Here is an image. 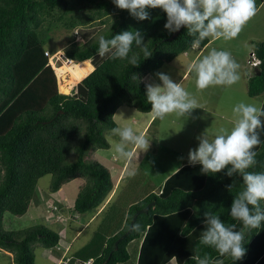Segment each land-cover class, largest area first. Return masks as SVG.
<instances>
[{
    "label": "trees",
    "instance_id": "trees-1",
    "mask_svg": "<svg viewBox=\"0 0 264 264\" xmlns=\"http://www.w3.org/2000/svg\"><path fill=\"white\" fill-rule=\"evenodd\" d=\"M86 9L92 15L80 21L75 12ZM148 12V19L138 20L113 0H0V249L13 253L15 264H35L33 246L57 248L60 235L43 225L4 232V215L24 216L39 180L47 175L53 177V193L78 177L86 179L73 211L84 215L98 209L114 184L108 168L88 159L89 151L111 148L105 131L117 127L114 117L121 107L151 113L144 79L193 49L195 37L186 27L172 40L176 32L164 28L166 12L161 8H149ZM68 15L75 17L66 21ZM111 15H115L113 21L103 20ZM47 18V31L54 27V21L65 20L68 29L77 28L85 20L102 19V26L110 23L102 32L79 29L81 40L66 50L67 58L78 63L90 60L95 67L72 95L58 92L56 73L46 56L48 37L42 28ZM124 31H140L152 55L145 59L141 48L133 43L129 58L138 55V66L109 55L94 61L100 37L111 39ZM209 43L208 37L199 48ZM254 54L261 64L258 73L247 80L251 98L264 96V42L255 44ZM261 120L264 122V117ZM257 132L261 140L254 149L257 164L247 171L259 173L264 172V128ZM201 169L200 164L184 165L165 181L160 193L131 206L124 229L110 237L97 233L90 245L78 252L81 262L93 259V264H126L131 259L129 245L143 239L138 264H167L174 258L178 264H196L191 257L205 254L224 260V264H264V221L258 228L245 231L246 253L240 260L221 257L214 248L200 243L207 211L219 215L227 225L235 224L237 230L243 228L230 213L235 196L245 187L242 176H228L227 168L215 174ZM151 202L155 206L139 215L132 233L111 254L136 211ZM260 203L264 208V201Z\"/></svg>",
    "mask_w": 264,
    "mask_h": 264
},
{
    "label": "rangeland",
    "instance_id": "rangeland-1",
    "mask_svg": "<svg viewBox=\"0 0 264 264\" xmlns=\"http://www.w3.org/2000/svg\"><path fill=\"white\" fill-rule=\"evenodd\" d=\"M258 9L256 15L252 17L242 28L240 33L232 39L218 38L215 40L209 37L211 42L204 48L191 49L185 54H189V58L182 55L172 63L165 65L159 71L147 76L153 78H145L146 84L153 83L154 78L159 83L160 80L157 73L168 75L174 82L181 81L182 86L194 94L202 108L194 109L189 117H177L175 114L166 116L163 120L157 119L151 122L149 127L145 129L143 122L150 119L148 113H141L136 109L129 107H121L115 114L117 126H131L137 132H143L149 139L150 146L146 152L135 149L129 145V148L135 152L134 159L131 162H126L115 156L112 151V143L118 141L119 137L114 136L112 131H105L107 141L111 148L108 150L91 149L88 159L98 161L109 169L116 194L114 197L109 196L103 204L96 210L88 212L84 215H78L73 211L75 203L71 188L64 190L68 197L67 200L62 197L63 190L59 194H53L50 187L53 177L47 175L41 178L38 182L36 193L33 199V207L30 206L29 211L23 217L13 216L6 213L3 217L4 232H21L28 230L37 225H43L48 229L58 233L62 237L65 232L70 239L74 238L73 246L70 250L69 257L74 253L81 251L87 245H90L93 237L99 231V225L104 221V229L118 225V220L121 216H128L129 205H134L152 193H160L165 181L171 177L176 171L189 163L190 150L196 149L199 146L198 136L202 135L206 130L210 136L220 128L231 130L234 123L233 107L240 102L255 104L258 107L261 105L262 97L251 98L248 96L249 76H254L258 73V69L253 65L248 64L251 60L250 55L254 52L255 44L264 42V4L259 5L260 0H255ZM92 15L91 10L76 11L75 16H80L84 20L86 15ZM57 14L56 16H58ZM68 15L65 20L75 17ZM115 15L106 16L103 20H114ZM53 19V18H52ZM64 20V21H65ZM64 21H54L53 28H49L50 18L44 23L42 33L48 40L45 42V48L50 56H47L49 62H52L57 78V89L62 95H72L76 92L77 86L82 82L94 69L92 61L75 62L66 59V50L72 47L74 41L81 40V36L77 35L80 30H106L107 26H102V19L94 21L85 20L77 25L75 29L65 27ZM100 35H98L99 37ZM212 49L224 50L231 53L233 59L239 64L238 75L239 80L231 85H212L204 90H197L195 84V73L192 71V66L198 62L204 55ZM57 51L55 54L54 52ZM200 56L194 61L195 57ZM54 55V56H53ZM100 57H95V59ZM187 59V61H185ZM194 61V62H193ZM193 63V64H192ZM96 65L97 63L94 62ZM188 70L187 75L182 79L183 74ZM182 79V80H181ZM154 82L153 84H156ZM116 178H119L117 181ZM77 180V181H76ZM72 181L78 184L81 189L87 183L84 178H76ZM80 185V186H79ZM60 198L57 199V197ZM73 196V197H72ZM68 201V202H67ZM59 202V203H58ZM109 202V203H108ZM127 211V212H126ZM96 221L86 229L80 230L91 216H98ZM123 214V215H122ZM64 216V217H63ZM67 216H81L79 221L71 222V218ZM64 219V220H63ZM73 219V217H72ZM63 220V221H62ZM77 220V219H76ZM67 222V223H66ZM79 234V235H78ZM104 235V232H102ZM140 239L135 240L129 248L131 259L126 264H135L136 256L134 248L138 246ZM60 243V242H59ZM45 248L40 244L33 246V254L35 264H57L55 259L60 257V254L55 252L46 253ZM48 251V250H47ZM49 257V258H48ZM63 264V262H62Z\"/></svg>",
    "mask_w": 264,
    "mask_h": 264
},
{
    "label": "clouds",
    "instance_id": "clouds-1",
    "mask_svg": "<svg viewBox=\"0 0 264 264\" xmlns=\"http://www.w3.org/2000/svg\"><path fill=\"white\" fill-rule=\"evenodd\" d=\"M113 2L119 9L128 10L138 20L149 18V8L163 9L167 14L164 28L173 33L186 27L188 34L195 37L192 42L193 49L198 48L208 37H222L226 40L236 37L258 11L255 0H113ZM133 43L141 48L145 59L152 55L140 31H124L111 39L100 37L97 55L101 58L109 55L111 59H128L131 65L138 66V55L133 54L129 58ZM250 57L248 64L253 61L252 54ZM256 61L257 65L254 68L261 64L258 57ZM49 64L53 67L52 62ZM238 69L239 64L230 52L216 49L210 50L192 66L197 90H204L212 85L236 83L239 80ZM156 75L162 84L146 85L147 100L155 117L161 120L171 114L189 117L194 109L202 108L196 96L187 91L182 83L173 82L163 73ZM232 111L234 123L231 130L220 128L212 136L206 130L198 136L199 146L190 150L189 163L200 164L201 170L205 173L215 174L227 168L228 176L239 174L243 178L245 187L235 196L230 213L234 220L242 222L243 228L237 230L235 224L227 225L219 215L207 211L204 213L206 230L200 238L202 245L214 248L221 257L229 255L237 261L246 253L245 231L258 228L264 221V208L260 203L264 201V172L247 171L257 164L258 153L254 149L261 143L257 129L264 128V122L261 120V117H264V108L240 102ZM111 131L114 136L119 137L118 141L112 143V151L115 156L126 162H131L135 156L129 145L142 152H146L150 146L151 142L146 135L143 132L137 133L131 126H117ZM191 259L195 260L196 264H224V260L213 259L209 254L203 257L192 256ZM89 261L92 264L94 262L93 259ZM70 262L71 259H67L63 264ZM79 262L76 261L74 264Z\"/></svg>",
    "mask_w": 264,
    "mask_h": 264
},
{
    "label": "crops",
    "instance_id": "crops-1",
    "mask_svg": "<svg viewBox=\"0 0 264 264\" xmlns=\"http://www.w3.org/2000/svg\"><path fill=\"white\" fill-rule=\"evenodd\" d=\"M262 4H264V0L261 2ZM259 9V8H258ZM210 39V38H209ZM218 38H215V40H217ZM210 42H211V40H210ZM184 56H186L187 57V59L189 58V54H183ZM182 56V55H181ZM180 56V57H181ZM200 56V54H198L196 57H195V59H194V61L198 58ZM187 59L185 60V61H187ZM193 61V62H194ZM193 64V63H192ZM187 73H188V70L183 74V77H182V79L187 75ZM146 78H151V77H146ZM153 78H151V80H152ZM181 79V80H182ZM248 80V79H247ZM154 82H156V79L154 78ZM153 82V83H154ZM173 82H174V80H173ZM179 83H181V81L179 82ZM156 84H162V82L160 81L159 83H157L156 82ZM260 97H262L263 99L261 100V105H260V108H262V105H263V102H264V96H260ZM149 114V117H150V119L149 120H147V122L146 121H144L143 122V125H145V129L143 130V131H145L148 127H149V125H150V123L152 122H155L157 119H159V118H157V117H155V115L153 114V112H151V113H148ZM177 172V171H176ZM116 180L118 181L119 180V178H116ZM77 181V180H76ZM73 182H75V181H71V182H69V183H66L65 185H63L62 186V188H61V190H63V193H62V197L63 198H65L63 201H65V200H67V197H68V195H67V193L64 191V190H66V188H71L72 189V192H73V196H74V198L77 196L76 194H77V192L78 191H80L81 190V187H79L78 188V184H75V183H73ZM80 186V185H79ZM115 186V185H114ZM40 186H38V188H39ZM116 187H114L113 188V190H112V192H111V194L109 195V196H112V197H114L116 194H118V192L116 191ZM60 192V191H59ZM59 192L58 193H54V194H59ZM64 194V195H63ZM79 194V193H78ZM72 196V197H73ZM117 196V195H116ZM149 196V195H148ZM57 197V199H59L60 200V198H58V196H56ZM78 197V196H77ZM76 197V198H77ZM33 201V200H32ZM75 201H76V199H75ZM66 202V201H65ZM68 202V201H67ZM109 203V202H108ZM103 204V203H102ZM30 206H32L33 207V202H31V205ZM71 206H74V205H72L71 204ZM133 206V205H132ZM131 207V205H129V207H128V209ZM30 208V207H29ZM29 211V210H28ZM127 212V211H126ZM28 213V212H27ZM26 213V214H27ZM25 214V215H26ZM79 215V214H78ZM123 215V214H122ZM19 217V216H18ZM21 217H23V216H21ZM64 217V216H63ZM67 217H70L71 218V222H69V225H71L73 222H77V221H79V219H80V217L81 216H67ZM72 217H73V219H72ZM101 216H100V214H98V216H91V218L86 222L85 221V223H84V226L82 227V229L80 230V232H79V234L81 233V231H83V230H85L86 228L85 227H89L90 225H92L95 221H96V218H100ZM122 218L121 219H119L118 220V225H116L115 227H113V228H110L109 230H105L104 229V221L105 220H103V222H102V224L100 223V225H99V231H96L98 234L99 233H101V232H104V236L105 237H110V236H113V235H115V234H117L119 231H121V230H123L124 229V227H125V225H126V222H127V217L128 216H121ZM77 219V220H76ZM64 220V219H63ZM62 220V221H63ZM67 223V222H66ZM78 223V222H77ZM78 224H80V223H78ZM96 233V234H97ZM78 234V235H79ZM95 234V235H96ZM95 237V236H94ZM93 237V238H94ZM73 241H74V238L73 239H70L69 240V237L67 236V234L64 232L63 233V235H62V237H61V239H60V243H59V245H58V247L57 248H54V249H45L44 251H46V253H51V252H55V250L60 254V257H58V258H56L55 257V259L53 258V257H48L49 259H51L52 261H57V264H62V262H64V261H66L67 259H73L74 260V262H79V261H81V259L79 258V256H78V252H76V253H74L71 257H69V253H70V250H71V248H72V246H73ZM92 242V241H91ZM142 242H143V239H140V242L138 243V246L137 247H135L134 248V253H135V256H136V261H135V264H138V258H139V253H140V249H141V245H142ZM134 242H132L131 244H133ZM130 244V245H131ZM129 245V246H130ZM88 246V245H87ZM48 250V251H47ZM128 250H129V248H128ZM80 252V251H79ZM71 263V262H70ZM0 264H15L14 263V254L13 253H11V252H9V251H6V250H4V249H0ZM167 264H178V262H177V260L174 258V259H172L171 261H169Z\"/></svg>",
    "mask_w": 264,
    "mask_h": 264
},
{
    "label": "water",
    "instance_id": "water-1",
    "mask_svg": "<svg viewBox=\"0 0 264 264\" xmlns=\"http://www.w3.org/2000/svg\"><path fill=\"white\" fill-rule=\"evenodd\" d=\"M181 30H182V28L179 31H177L171 37V39L173 40L175 37H177L180 34ZM154 206H155V202H151L144 209H141V210L136 211V213H135V215H134V217H133V219H132V221L130 223V226H129L128 231L117 240V242L115 243L114 248H113L111 254L114 253L118 249L120 242L122 240H124L128 235H130L132 233L133 227H134V225H135V223H136L139 215H141V214H147L150 211V209L153 208Z\"/></svg>",
    "mask_w": 264,
    "mask_h": 264
},
{
    "label": "built area",
    "instance_id": "built-area-1",
    "mask_svg": "<svg viewBox=\"0 0 264 264\" xmlns=\"http://www.w3.org/2000/svg\"><path fill=\"white\" fill-rule=\"evenodd\" d=\"M46 54L47 55H50L49 52H47ZM252 60L253 61L250 64L253 65V66H256L257 65V61H256V56H255L254 53H252ZM78 264H92V262H90V261L89 262H86V263H80L79 262Z\"/></svg>",
    "mask_w": 264,
    "mask_h": 264
},
{
    "label": "bare ground",
    "instance_id": "bare-ground-1",
    "mask_svg": "<svg viewBox=\"0 0 264 264\" xmlns=\"http://www.w3.org/2000/svg\"><path fill=\"white\" fill-rule=\"evenodd\" d=\"M90 61V60H89ZM91 62V61H90ZM92 63V62H91ZM93 65V64H92Z\"/></svg>",
    "mask_w": 264,
    "mask_h": 264
}]
</instances>
